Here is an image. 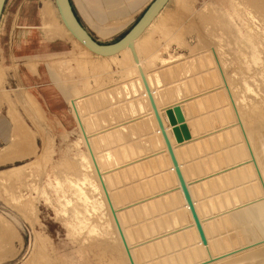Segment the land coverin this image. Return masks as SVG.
I'll use <instances>...</instances> for the list:
<instances>
[{"label":"rangeland","instance_id":"rangeland-1","mask_svg":"<svg viewBox=\"0 0 264 264\" xmlns=\"http://www.w3.org/2000/svg\"><path fill=\"white\" fill-rule=\"evenodd\" d=\"M73 1L76 2L81 12L79 5L83 3V0ZM130 1L132 0H124L123 4H129ZM240 1L170 0L160 16L155 19L153 26L146 31V34L144 33L145 38L141 37L143 43L140 41L141 38L139 42H136L135 48L139 60L135 59L130 47L129 52L127 50L122 53L124 56L129 54L128 56L124 57L122 54L115 56L119 57L116 59L117 62L115 57L111 60L96 57L97 55L87 57V52H84L75 42L73 45V42L69 41L54 43L44 39V29L41 26L43 13L40 10H43L45 5L52 9L49 8L52 13L50 18L57 27V31H63L58 21L57 1L5 0L0 18V264H35L40 255L43 259L46 257L44 260L49 264H100L103 261V255L100 253L99 242L106 237L120 236L118 229H110L111 223L100 205L101 200L107 206L109 205L106 192L112 205L113 202L119 205L117 211L121 212L122 217L120 218V213L118 215L117 211L115 212L123 233L126 235L130 233L129 228L136 221L133 215L135 207L137 208V197L145 199L146 197L143 198V196L149 197L163 188V186L160 189L152 185V180L157 174L155 170L158 168L155 165H159L157 161L163 158L172 159L168 153L170 149L164 147L168 146L165 134L159 127L162 122L160 120L164 119L166 123L168 116L174 112L170 103L175 102V99L177 102L179 99L177 93L183 91L179 102H175L172 107H176L175 104L180 106L179 103H182L184 106L182 107L181 104V109L185 108L186 111V106L190 104L187 107L190 108L188 109L190 114L187 110V114H180L178 118L187 119L185 122L182 121L183 119L179 120L182 122H178V127H180L178 130L183 133H177L183 135L184 138L186 136L184 132L189 131L186 126L189 127L190 120H192V118L189 119L192 106L194 103L197 105L199 99L202 100L199 97L205 94L207 96V93H209L208 96L215 93L214 96H207V99L216 98L217 101L221 98L219 102L223 100L222 96L218 95L219 91H222L221 95L224 94V89L221 87L223 90H218L215 80H221L224 77L228 79V71H226L228 69L225 65L230 64V73L241 71L234 50L228 47V50L234 54L230 56L222 50L223 44L228 43L224 28L232 30V27L237 25L238 28L245 30L239 14L238 3H241ZM148 2L150 3V0H142L143 5ZM248 2L253 3L252 0ZM257 7L258 4L256 9L259 8ZM146 9L147 6L137 14L127 13L106 20L95 17L86 19L83 14L82 16L84 26L93 38L99 43L109 44L120 39L140 19ZM103 10L108 9L105 7ZM225 18L227 26L224 25L225 20L222 21ZM74 49H77L78 53ZM210 55L211 57L214 55V59ZM217 55L222 59L218 60ZM194 59H197L198 65L201 64V68L194 64ZM253 59L257 60V56ZM98 60H101L99 65L102 63L103 67L98 65ZM38 67L40 74H38ZM205 67L210 72L202 70ZM200 69L204 72L202 73ZM205 72L208 77L210 73L214 77L208 78ZM158 75L164 76L161 78ZM246 75L248 77L250 74ZM194 77H197L196 80L193 79ZM206 77L208 80L205 79ZM239 78V74L234 77L237 84H239ZM197 79L198 82H196ZM201 81L204 82V87L203 83H199ZM260 84L261 88L252 77H248V81L244 83L247 94H250L251 99L252 96L254 98L251 102H256V105L259 103V106L264 105V82ZM184 85L185 88L182 89ZM196 86L200 89L204 88L201 93H198V97L196 94L200 89ZM171 87H173L172 91L179 89V91H174L177 95L170 90ZM189 87L193 88L188 89ZM168 88L172 92L170 94L177 97L171 98ZM194 88L193 94L186 91ZM149 90L153 99H150ZM203 90L206 91L205 94ZM216 90L219 93L216 94ZM185 93H188L186 97L195 95L193 98L197 97V100L189 97V100L193 99L194 102L186 101L188 98L184 97ZM243 94L245 95V92ZM164 95H166L165 98ZM69 96L71 97L68 99ZM113 97L116 98L113 99ZM166 97L172 101H167ZM214 99L212 101L215 103ZM257 99L260 101L258 102ZM134 101L136 106L133 104ZM85 107L89 108L85 109ZM88 109L91 111L88 112ZM181 109L179 107L180 112H177L175 108V113L178 114L181 111L184 113L185 111ZM82 112L87 114L84 120L79 119ZM91 112L92 115L97 113L94 114L97 117L92 116ZM168 112L172 113L168 115ZM157 121L160 123L158 124ZM155 122L158 124L157 127ZM15 124L17 125L16 132L14 131ZM140 126L143 127L140 128ZM142 129L147 131L150 137L145 131L144 137L143 132L139 131H143ZM165 130L170 138L168 128ZM132 131L139 132L140 137L134 133L137 135L135 138L138 137L137 141L133 139ZM159 132L163 134L160 135ZM95 134L99 135V138H96ZM90 138L95 141L92 143ZM87 141L91 142L90 146L91 144L98 146L94 148L93 145L92 148L97 149V152L100 151L98 154L100 156L102 154L101 157L104 158L106 155L114 161L118 159L117 164L113 161L116 168L120 162L124 164H119L123 167L118 166L114 175L113 173L108 174L113 181L109 178L111 181L105 182L102 177L106 191L99 173H96V168H93L92 155L89 151L91 149L89 144L85 143ZM100 143L107 145V149ZM178 143L176 145L181 147L173 151L176 156L180 154V151L181 153L184 151V146ZM99 147L103 148V152L99 150ZM160 148L166 149L167 153L163 154V151H159ZM130 150L135 152L132 153ZM144 152L149 154L145 155ZM143 158L149 160V164L150 162L151 164L156 162V164L148 166ZM107 159L106 162H109L110 159ZM137 159L138 163L135 162ZM128 160L131 164L135 162L137 167L129 165ZM165 164L169 166L168 161ZM147 166L150 170L155 167L152 176ZM147 168L149 171H146ZM146 176L151 180V184ZM157 176L155 180L158 179ZM142 191L147 193L143 195ZM121 203L126 204L127 208L120 206ZM99 211L102 213L101 217H97ZM97 224L100 226V233L96 231ZM112 224H116L115 219ZM31 259L33 260L30 262Z\"/></svg>","mask_w":264,"mask_h":264},{"label":"bare ground","instance_id":"bare-ground-1","mask_svg":"<svg viewBox=\"0 0 264 264\" xmlns=\"http://www.w3.org/2000/svg\"><path fill=\"white\" fill-rule=\"evenodd\" d=\"M254 1L257 2L258 7H259V8L257 7L258 9H256L257 4ZM240 2L241 3H238V7L240 8L239 14L241 16L243 25H245V30L243 28L242 29L238 28L237 25H234L232 27V30H229L228 28L223 27L225 34H226L225 37L227 38L228 43L223 44L222 50L224 52H227L229 56L230 54H233V52L229 51L228 47L234 50V52L236 53V59L239 61L238 63L240 64V68H241L240 70L242 72L235 71L233 73L232 72L230 73L229 72V69L231 68L230 64H226L225 67L226 69H228L226 70L228 71L227 72L228 79L226 80V77L224 76H223L224 77L223 79L219 76H216V77L221 78V80H219L218 78H217L218 80H215L216 78L215 79L213 78L216 81L218 90L224 89V92H223L224 94L222 95H221L222 91H219L220 92L219 93L216 90V94L218 92L219 93L218 96H222L223 100L219 102L218 100L221 98L217 99V101L215 100L216 98L215 99L213 98L215 100V103H214L212 101L213 99L209 100L210 98L209 99L207 98L210 96H214L215 93L214 95L210 94L209 96H208L209 93H207V96H208L207 97L205 96L206 91L203 90L205 91L204 92L205 95H203L204 99L201 94L202 97H199V98H202V100L200 101L199 99L198 103H196L197 105H195L194 103L192 106L191 117H189V119L192 118V120H190L189 127L186 126V128H188L189 131L185 129V131H188V133L184 132L186 134L184 138H183V135L178 134V133H183L180 130H178L180 129V127H178V122L179 120L183 118L181 119H178V118H180L179 117L180 114L185 115L186 111L190 109V108H187L188 106H190V104L186 106L187 102H185L186 111H185V108L181 109L182 103L181 104L179 103L180 106H177V104H175L174 106L176 107H172L173 104L176 102V99H175V102L170 103L172 105L171 109L174 108L173 109L174 112L173 113L171 112L172 114L168 112V115L171 114V116L167 115L169 117V118L167 117L168 120L166 119L167 122L165 123L164 122L165 120L163 118H162L163 120H160V122L162 121L161 122L162 124L164 122L163 124L164 128L165 129L168 128L170 132L171 137L169 139H170V142L172 143L171 144L172 151L168 150V153H169V157L172 159L168 160L167 158L160 159V158L155 157L158 160L160 159V161H157L159 162V165H155L156 162L152 164L150 162L151 165L153 166L155 165L158 167V168L156 167L157 169L155 170V172L157 174L155 175L154 180H152L153 181L152 185L153 187H158V188L160 187V189L163 186V188L161 190L159 189L160 191L156 190V192L158 191L157 193L154 192L156 194H153L151 196H149L148 194L149 197L143 196V198L146 197L145 199H141V198L139 199L140 196L137 197L138 198V201L136 204L137 208L135 207V212L133 215L136 221L129 228L130 233L127 235L124 234L135 264H264V105L259 106V103L258 105H256V102L252 103L251 100H253L254 98L252 96V99H251L250 94L249 93H248L249 95L247 94V89L244 86V83L248 81V77L254 78L257 81V84L260 85V88H261L260 83L264 82V0H252V2L255 3L254 5H252L253 3L250 4L248 0L247 1L241 0ZM49 8L50 7L48 5L47 6L45 5V7L42 10V13H43L44 22L47 23V26L49 27V29H51L50 27L53 28L54 25L51 22L52 19L50 18L52 17L51 15L52 9L50 8L51 9L50 10ZM56 11L58 13V19H59L58 21H60L61 27L63 29L62 32H64L61 34H64V36L65 35L68 36L71 39V41L73 40L72 41L73 45H75L74 44L75 42L79 47L83 49L84 52H87V55H86L87 57H90L92 55H97L96 57H100V58L102 57L105 59L109 58L111 60L113 59L112 57L118 56L122 54L123 52L127 51L128 49L130 50L131 46H126L120 52L111 54V55H103V54L93 51L87 45H85L79 38H77L72 33V31L68 28V26L66 25L62 17V14L60 12L57 2H56ZM161 12L162 10L153 19V21L146 28V30L138 38L134 40L133 45H134L136 54H137V50L135 48V45H137L136 42L140 40V38L144 35V33L146 34V31L149 30L151 26H153L152 24L154 23L155 19L160 16ZM224 20H225L224 25L227 26V19L225 18L222 21ZM155 25L157 24L155 23ZM53 29H56V28H53ZM142 39L143 38H141L140 41H142L143 43ZM74 50L75 52L78 53V51H76L77 49H74ZM209 50L215 52V50H212V49H209ZM236 50H238V52ZM128 52H126V54ZM211 53L212 52H210V54ZM128 55L129 54H127L126 56ZM133 55H134V52H133ZM130 56L132 57L131 53H130ZM213 56L211 57L210 55L211 58H213ZM217 56H218L217 58L220 57L219 55ZM254 56H257V60L253 59ZM92 57H95V56H92ZM134 57L136 60H139L138 54ZM116 59H119V57H115V60ZM221 59L219 58L218 60H221ZM101 60H98V65H99V61ZM194 60H193V62H195L194 64L198 65L196 61L197 59L195 61ZM100 65H102V63ZM198 66L200 67L201 64ZM198 66H195V67H198ZM203 69H205V71L210 72L209 70H206V67L202 68V70ZM207 69H209V67ZM238 74L240 75L239 84H237L234 81L235 75L237 76ZM246 74H250V75L247 77ZM209 75L211 76V73ZM158 76H161V75H158ZM206 76L208 77V74ZM210 76L208 77L210 79L211 77H214V76H211V77ZM207 77L205 79L208 80ZM196 78L194 77L193 79L196 80ZM191 81L193 82V80ZM196 82H198V79ZM211 82H213V80ZM190 83L189 85H191ZM199 83H203V87H204V82L201 81ZM185 85L182 89L185 88ZM252 86L255 87L254 85ZM203 87L202 89H204ZM172 88L173 87H171L170 90ZM191 88L193 87H189L188 89H191ZM188 89L187 90L185 89L186 91H188V93L195 92V88L192 89L194 91L192 90L189 91ZM202 89H200V91L197 92V94L196 93L194 94H196V96L198 97L199 96L198 93H201ZM170 90L168 91L169 94L170 93L172 94V92L176 94V92L174 91L176 90L179 91V89H175V90L173 89V91L171 90L172 92H170ZM261 90L263 91V88ZM196 91L198 90L196 89ZM181 92L177 93L178 95L176 94L177 96H179L178 97L179 99H180L181 94L183 96V93ZM207 92H208V89H207ZM244 92H245V95L243 94ZM188 93H185L184 97H186ZM169 94L167 95L169 96ZM171 94H170V97L173 98L174 96H172ZM165 96L166 95H164V98ZM189 97H186L188 98L186 99V101L189 100ZM191 97L193 98L195 97V95ZM197 97L193 99L197 100ZM114 98L116 97H113V99ZM168 100L172 101V99L170 98L169 99L167 98V101ZM178 100L176 103L179 102ZM224 100H226V102H223ZM130 101H133V100L131 99ZM189 101L192 102L191 100ZM117 102H121V101H117ZM133 104L136 106L135 101L133 102ZM183 106L184 105L182 104V107ZM179 107L181 110H184L185 112L183 113L181 111V113L177 114V112H180ZM87 108L85 107V109ZM91 108L93 109V106ZM160 108H162V106ZM175 108L177 109L176 113H175L176 111ZM138 109L139 108H137V110ZM87 111L90 112L91 110L88 109ZM188 112L189 110L187 111V113ZM94 114H97V113H93L92 115V112H91L92 116H94ZM159 114L161 113L159 112ZM86 116L87 114L82 112V115L79 119L84 120ZM94 117H97V115ZM157 117L159 118V116ZM185 120L187 119H183L182 121L185 122ZM158 122L159 121H157V123ZM157 123L155 122V124ZM158 124L156 125V127L158 126ZM181 124L183 125V123ZM124 127H127V126H124ZM141 127L143 126H140V128ZM159 127H160V130H162V127L160 125ZM97 130L99 129L97 128ZM139 131L141 133L143 132L142 134H144L145 130L143 131L139 130ZM132 132H133L132 134L134 135L133 139L137 141L138 137L135 138V136L137 135L134 134L137 132H134V131ZM146 132L147 131H145V133ZM162 132L161 133L159 132L160 135L164 133ZM165 132L167 133V130H165ZM97 133H99V131ZM96 136H97L96 138H99L98 137L99 135H96ZM144 137H145V134H144ZM148 137H150L149 133H148ZM92 139L93 138H90L89 140H91V142L93 143L95 140H92ZM100 140H103V139H100ZM91 142L87 141L85 143H87L86 145L89 144L88 146H90ZM178 142H181V143H178ZM177 143L180 145L182 144V146H184V151L182 149L183 152L181 153L180 151L179 152L180 154L178 153L179 155L176 156L173 154V151L176 150V148L181 147L179 145H176ZM91 145L93 146L94 144H91ZM104 145H102V147ZM92 146L89 147L91 149L89 151H91L92 153V154L90 153V155H92L91 156L92 164L94 165V167L93 166L92 167L96 168L95 169L97 170L96 173H98V170H99L101 175H103L102 177L104 178L105 182H108L110 180L109 178H111V176H109L108 174L113 173L114 175V173H116L115 172L116 169L118 170L119 164L122 162L120 163L118 162L119 164L116 168L114 164L116 163V161H118V159L114 161V159L112 158L110 159V157L108 158V156L105 155L106 158L104 157L105 158L104 160V158L101 157L102 154L100 153L101 156L98 154L100 151L97 152L98 150L94 149V148H97L98 146L94 145L95 146V147L93 146L94 148H92ZM104 147L107 149L108 146L106 145ZM164 147L167 148L168 146H164ZM135 148L137 149L138 147H135ZM102 149L99 147V150L102 151ZM161 149L162 148H160L159 151H163L164 152V153L162 152L163 154L167 153L166 149L165 150L164 149L161 150ZM107 151H109V149ZM107 151H104V153L105 152L107 153ZM111 152H112V149H111ZM134 152L132 151V153ZM108 153L110 154V152ZM155 153H156V150H155ZM144 154L146 155L147 152H144ZM145 155L144 157L146 158ZM107 158L110 159L109 162L108 161L106 162ZM113 158H117V157H113ZM135 158H137V156ZM133 159H134V156H133ZM174 160L176 161L179 167L178 171L174 164ZM137 161L138 159L135 162ZM146 161L147 162L145 161L143 162L147 164L149 160H146ZM167 161L169 162L168 164L169 166L165 164V162ZM128 162H130V160H128ZM135 162H133V164H131L130 162L129 165L136 166L137 164ZM150 164L148 163L147 165L149 166ZM148 168L146 169V171L148 170ZM17 170H14V171L17 172ZM153 170H150L151 176H152ZM156 176L158 179L155 180ZM111 180L113 181V178H111ZM148 181L150 182V184L152 183L151 180L148 179ZM182 181L188 188L193 207L190 205L185 195V192L183 190ZM141 182H140V185L142 186ZM145 182H142V183H145ZM99 187L97 188L98 192H99ZM135 191H137L136 188H135ZM146 193L143 192V195ZM102 198L103 197H101V199ZM100 205H101V208L104 209L103 211L108 216V219L111 223L110 229L111 230L112 228L118 229L116 224L114 225L112 224L114 216L112 214L110 205L107 206V204H105L103 200H101ZM120 206H122L124 209L127 208L126 204L121 203ZM113 207L115 211H117L119 205L113 202ZM70 208H71V205H70ZM117 213L118 215L120 213V218H121L122 217L121 212L117 211ZM97 215H98L97 217H101L102 213L99 211ZM96 221L98 222V218H96ZM99 230H100V226L98 225L96 228V231L100 233ZM118 234H120L119 231H118ZM99 244L101 246L100 253H102L103 255V261L100 264H131L127 250L123 244L121 236L113 235L112 237H108V238L106 237L101 242H99ZM37 254H39V252H37ZM40 256L37 257L38 259L35 257L37 259L35 264L48 263L44 260L46 259V257L43 259ZM32 260L33 259H31L30 262Z\"/></svg>","mask_w":264,"mask_h":264},{"label":"water","instance_id":"water-1","mask_svg":"<svg viewBox=\"0 0 264 264\" xmlns=\"http://www.w3.org/2000/svg\"><path fill=\"white\" fill-rule=\"evenodd\" d=\"M56 1L58 4V7L60 9V12L62 14V17H63L66 25L68 26V28L72 31V33L77 38H79L90 49H92L93 51H95L97 53L103 54V55H111V54H115V53L120 52L126 46H131V48L134 52V56H136L137 54L135 52L134 45H133L134 40L136 38H138L146 30V28L150 25V23L153 21V19L160 13V11L164 8V6L168 3L169 0H153L152 3L144 11V13L140 17V19L126 33L117 41H115L113 43H109V44L99 43L96 39L93 38V36L90 34V32L84 27V25L79 20L76 12L74 10V7H73L71 0H56ZM4 3H5V0H0V18H1V14H2V9L4 7ZM149 94H150V99H153L150 90H149ZM160 126L162 127V130L165 134L167 145H168L170 151H172V147H171L169 138L165 133V128H164L162 123L160 124ZM174 164H175L176 169L178 171L179 167H178L175 160H174ZM98 173H99L100 179L102 181V185L104 187V190L106 191V186L103 182V179H102V176H101V173L99 172V170H98ZM182 185H183V190L185 192V195H186L190 205L193 207L188 188L184 184L183 181H182ZM106 195H107L108 202H109V205H110L111 210H112V214H113L114 219L116 221V225L118 227L120 236L122 238L123 244L127 250L130 262H131V264H135L133 257H132V254L130 252L129 246L127 244V241L125 239L123 230L121 228L120 222L117 218L115 209L111 203V200H110L107 192H106Z\"/></svg>","mask_w":264,"mask_h":264},{"label":"crops","instance_id":"crops-1","mask_svg":"<svg viewBox=\"0 0 264 264\" xmlns=\"http://www.w3.org/2000/svg\"><path fill=\"white\" fill-rule=\"evenodd\" d=\"M152 1L150 0V3L148 2L147 4L145 3L143 5L142 0H136V1L132 0V1H130L129 4H126V3L123 4L124 0H83V3L81 2L79 5L81 8V12H80V9L77 6L75 1H73L72 4H73L74 10H75L79 20L84 25L83 16H85L86 19L88 17H90L91 19L95 17V18H98L100 20H103V19L106 20L107 18L126 15L127 13H129V15H131L132 13L137 14L140 11H142L145 8V6L148 7L152 3ZM169 2H170V0H169ZM167 4H166V6H167ZM142 5H143V7H142ZM105 7H107V9H108L107 11L103 10ZM41 11L42 10H40V12ZM82 14H83V16H82ZM41 26L44 29L43 36H44V39L46 41H50V42H54V43L58 42V41H69L72 43V41L69 38H68L69 40L67 39V36L66 37L64 35L62 36V34H61L62 32L57 31L56 26L55 27L53 26V28H56V29H53L52 27H50L51 29H49V27L46 25V23L44 22V20L42 18H41ZM36 61L38 63L40 62L38 60H36ZM49 69H50V67H49ZM27 70L31 72L30 69L27 68ZM38 74H40L39 67H38ZM70 97L71 96H69L68 99ZM16 126L17 125L15 124V127H14L15 132H16Z\"/></svg>","mask_w":264,"mask_h":264}]
</instances>
